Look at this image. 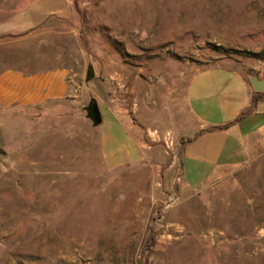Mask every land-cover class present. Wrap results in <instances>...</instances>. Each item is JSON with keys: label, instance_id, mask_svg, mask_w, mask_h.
<instances>
[{"label": "rangeland", "instance_id": "1", "mask_svg": "<svg viewBox=\"0 0 264 264\" xmlns=\"http://www.w3.org/2000/svg\"><path fill=\"white\" fill-rule=\"evenodd\" d=\"M62 1L0 0V64L64 66L75 87L121 67L138 90L212 66L264 80V0H70V19L31 26ZM63 115L0 108V264H264V142L198 193L186 128L152 130V159L110 171L87 113Z\"/></svg>", "mask_w": 264, "mask_h": 264}, {"label": "crops", "instance_id": "2", "mask_svg": "<svg viewBox=\"0 0 264 264\" xmlns=\"http://www.w3.org/2000/svg\"><path fill=\"white\" fill-rule=\"evenodd\" d=\"M62 6L42 19L31 11V26L70 19V0H63ZM160 83L138 90V72L121 67L106 69L102 75L95 72L92 81L75 87L64 66L6 63L0 64V108L46 109L63 117L71 109L86 112L94 100L101 124L95 127L87 119L99 133L100 155L110 171L152 159L147 143L152 130L178 134L179 128H186L189 141L180 153L179 169L184 185L193 192L200 193L252 163L254 149L264 142V94L253 90L250 78L229 67L212 66L192 76L187 73L172 85L163 77ZM190 118L195 122L192 130ZM173 166L158 168L169 174Z\"/></svg>", "mask_w": 264, "mask_h": 264}, {"label": "water", "instance_id": "3", "mask_svg": "<svg viewBox=\"0 0 264 264\" xmlns=\"http://www.w3.org/2000/svg\"><path fill=\"white\" fill-rule=\"evenodd\" d=\"M94 78V72L92 69L88 71L87 82L92 81ZM250 84L253 90L258 94H264V80L259 77H250ZM87 118L93 123L95 127L101 124V116L98 106L94 100H92L86 108Z\"/></svg>", "mask_w": 264, "mask_h": 264}, {"label": "built area", "instance_id": "4", "mask_svg": "<svg viewBox=\"0 0 264 264\" xmlns=\"http://www.w3.org/2000/svg\"><path fill=\"white\" fill-rule=\"evenodd\" d=\"M170 144H172V141L170 140Z\"/></svg>", "mask_w": 264, "mask_h": 264}]
</instances>
